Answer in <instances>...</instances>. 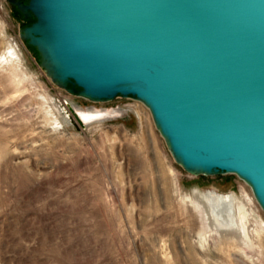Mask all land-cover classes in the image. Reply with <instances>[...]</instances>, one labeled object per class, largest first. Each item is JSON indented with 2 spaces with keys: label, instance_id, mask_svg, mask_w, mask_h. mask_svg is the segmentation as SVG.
Segmentation results:
<instances>
[{
  "label": "rangeland",
  "instance_id": "rangeland-1",
  "mask_svg": "<svg viewBox=\"0 0 264 264\" xmlns=\"http://www.w3.org/2000/svg\"><path fill=\"white\" fill-rule=\"evenodd\" d=\"M27 25L0 0V264H264L250 188L184 172L140 102L59 89L20 41ZM69 106L118 114L81 128ZM207 192L233 196L238 237L195 206Z\"/></svg>",
  "mask_w": 264,
  "mask_h": 264
},
{
  "label": "water",
  "instance_id": "water-1",
  "mask_svg": "<svg viewBox=\"0 0 264 264\" xmlns=\"http://www.w3.org/2000/svg\"><path fill=\"white\" fill-rule=\"evenodd\" d=\"M6 1L55 86L140 102L184 172L234 175L264 212V0Z\"/></svg>",
  "mask_w": 264,
  "mask_h": 264
},
{
  "label": "bare ground",
  "instance_id": "bare-ground-1",
  "mask_svg": "<svg viewBox=\"0 0 264 264\" xmlns=\"http://www.w3.org/2000/svg\"><path fill=\"white\" fill-rule=\"evenodd\" d=\"M70 112L72 116L74 118L76 117L83 125L89 124L95 120L103 119L106 117H113L118 114L114 110H107V111H96L94 109H87V110L75 109L73 110L72 108ZM194 204L201 211L203 210L205 213L206 212L208 213L210 224L212 223V226L214 227V229L215 228L218 229L224 235H228V236L236 238L239 236V233L242 232V231L239 232L240 226L238 227V225L240 224L237 223L238 222L237 215H239V210L241 208H239L240 205L237 207L239 208V210L235 208L236 204H235V201L232 195H219V194L216 195L212 192H207L205 194H201V196H199V199L198 200L196 199ZM237 211L238 213L236 215ZM242 218H243V215L241 214V211H240V215H239L240 222L242 221ZM205 219L204 221H206Z\"/></svg>",
  "mask_w": 264,
  "mask_h": 264
},
{
  "label": "flooded vegetation",
  "instance_id": "flooded-vegetation-1",
  "mask_svg": "<svg viewBox=\"0 0 264 264\" xmlns=\"http://www.w3.org/2000/svg\"><path fill=\"white\" fill-rule=\"evenodd\" d=\"M12 12H13L15 17H17V18L21 17L20 14L15 9H12Z\"/></svg>",
  "mask_w": 264,
  "mask_h": 264
},
{
  "label": "trees",
  "instance_id": "trees-1",
  "mask_svg": "<svg viewBox=\"0 0 264 264\" xmlns=\"http://www.w3.org/2000/svg\"><path fill=\"white\" fill-rule=\"evenodd\" d=\"M23 1H26V0H23ZM21 18V17H20ZM33 20H27L25 21L27 24H30Z\"/></svg>",
  "mask_w": 264,
  "mask_h": 264
}]
</instances>
